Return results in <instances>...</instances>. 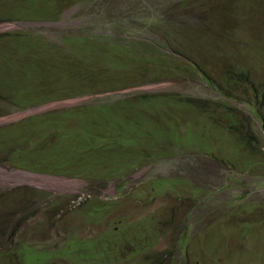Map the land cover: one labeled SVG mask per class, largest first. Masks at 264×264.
Here are the masks:
<instances>
[{
    "label": "rangeland",
    "instance_id": "rangeland-1",
    "mask_svg": "<svg viewBox=\"0 0 264 264\" xmlns=\"http://www.w3.org/2000/svg\"><path fill=\"white\" fill-rule=\"evenodd\" d=\"M53 5L50 19H44L45 12L15 23L31 35L38 56L52 57L53 68L45 66L51 73L77 62L68 57L59 63L60 54L75 59V53L93 54L101 62L112 54L113 41L129 46L138 41L133 59L125 54L135 66L134 87L63 100L68 104L58 109L127 100L134 108H126L123 120L132 118L139 125L141 112L140 124L147 125L149 114L156 117L159 110L167 142L156 131L160 145L152 147L156 150L149 151L147 162L130 168L126 176L131 178L119 187L122 199L105 204L117 194L114 179L105 172L71 168L69 154L52 165L82 182L74 184L73 193L60 194L53 180L27 174L25 168L46 162L59 144L71 156H84L76 133L84 129L72 126V118L66 120L69 134L57 125H29L35 121L31 116L56 110L50 104L17 110L8 124L21 122L18 128L0 132L5 141L0 143V264H67L70 258V264H264V186L256 183L264 181V167L259 171V161L245 156L240 139L247 140L249 129L237 127L240 119L248 124V115L264 127L259 121L264 117V0H52L41 7L53 11ZM0 7L23 14L21 0H0ZM50 44L54 48L46 56ZM234 74L237 80L230 83ZM7 77L14 83L8 85ZM119 78L109 76L105 82ZM48 82L57 98L101 90L79 83L68 88L71 80L65 78ZM16 87L15 74L0 57V89ZM217 115L232 126L215 122ZM79 116L98 115L86 107ZM263 133L252 134V141L264 144ZM127 154L130 163L144 160ZM216 164L226 165L222 168L232 179ZM232 166L248 172L235 174ZM221 175L227 183L218 182ZM215 181L216 197L210 192ZM242 189L249 193L243 207L261 205L252 220L242 221L226 207L229 196ZM89 199L112 207L103 213L92 204L99 217L88 221ZM148 214L150 219L141 221ZM73 252L77 258L69 255Z\"/></svg>",
    "mask_w": 264,
    "mask_h": 264
},
{
    "label": "clouds",
    "instance_id": "clouds-1",
    "mask_svg": "<svg viewBox=\"0 0 264 264\" xmlns=\"http://www.w3.org/2000/svg\"><path fill=\"white\" fill-rule=\"evenodd\" d=\"M49 1L52 2V0H21L23 14L12 13L10 11L1 9L0 7V30H3L0 33V57L7 62L9 70L15 74L16 83H17V87L14 91L7 90L6 88L0 89V132L4 134L6 132L11 131L12 129L18 128L21 122L18 124L16 123L8 124V122L13 121L15 118H17V113H16L17 110L25 109L24 107H26V109H29L33 107L37 108L40 106L50 104L48 108L52 107L56 110L47 112V114L45 113L39 116H31L29 119L33 118L35 119V121L30 123L29 125L31 124L36 126L40 125L41 127L57 125L59 132L62 133L65 132L69 134L66 131L67 129L66 120L68 118H72L73 120V123L71 124L72 126H77V128L84 129V131L82 132L77 131L76 129V133L79 136V143L82 145V147L85 148V154L84 156H78V157L71 156L69 152V148L67 147V149L64 151L66 155L69 154L70 156V160L67 163L72 164L71 168L77 165L78 167H82L84 170H88L91 172L99 171L109 174L110 177L114 179L111 180V186L113 185V183H115L117 184L118 188L116 190L117 194L115 195L114 200L106 201L105 204L112 201L118 202L122 199V197L120 196L122 193L119 187H123L124 184L127 183L132 176V175L126 176L129 171L127 172L124 171L118 176H115L114 173L116 169L119 168V166L123 165V161L124 162L126 161L128 150L131 146L134 145L132 118H127L126 120H123L122 116L126 112H120L114 115L109 120H106L103 117H99V116L90 117V118L79 117V110L84 109V107L86 106L92 105L91 103L90 104L86 103L87 105L84 104L82 105V107L79 108L69 107V108L58 109L62 107L64 104H68V103H63V100H73V99H78L79 97H83L85 95L93 96V95H97V93H103V92L108 93L110 91H115L116 89L102 90L101 88L102 85L100 82H96V81L92 82L96 78L95 66L97 65V64L91 65L89 61V58H91V55L93 54H85L86 55L85 56L81 53H75L77 56L76 59L72 57L71 54H60L58 59L59 63H63L65 59L70 57L74 61H77L75 66H69L66 64L65 68L61 66L60 69L57 71L53 69L52 73L45 69V66H51L50 61L52 60V57L38 56L36 54V48H34L33 46L31 35L28 34L27 32H22L18 30V27L15 25V23L23 20L34 19L33 15L40 16L41 13H45V12H48V14L47 15L44 14V16L46 15L44 19L52 18L50 17V12L51 15L55 13L54 5L53 7L50 8L53 9V11L50 10L43 11L41 7V5L49 4ZM53 48L54 46L50 44V47L48 48V50H46V52H44V55L47 56ZM62 55H64L63 59H62ZM51 68L53 67L51 66ZM48 78H58V82L60 78H65L66 81L71 80V82L68 84L69 86L68 85L65 86L68 88L71 87L78 88L83 85L90 87L91 89L96 88L101 90L92 91L90 93L79 92L76 93V95H68L62 98H57L50 89ZM233 78H235V80L231 81L230 83H233L237 80V75L235 76L234 74ZM6 83L10 85L14 83V81L10 77H7ZM78 83L80 85L77 87L76 85ZM134 85L135 84H127V85H122L119 88L127 89L134 87ZM59 91H61V89ZM42 98H44V101H39ZM126 101L127 100L123 102ZM123 102L121 101L113 102V103H119V106L115 111H126L127 107L123 106ZM113 103L111 104L97 103V104L104 105L105 108L108 109L112 107L111 105ZM130 108H134V107H130ZM255 111L257 112V110ZM150 114H149L148 123L150 124L152 123L154 125L156 123L159 124V118L161 116L160 111L158 110V114L156 117H150ZM258 114L261 115L260 112H258ZM249 117L254 119L253 116L248 115L247 116L248 124H245L243 119H240V123L239 122L237 123L238 124L237 127H239L241 124L242 126H246L247 130L249 129L248 130L249 133H246L247 140L244 141L240 139V141L245 145V151H244L245 156L250 157L248 160L252 159L255 161V163L259 161L260 163L259 171H261L262 167H264V144L254 143L251 139V136L254 133L257 135L261 134L264 131V127L261 124H259L255 119L249 121ZM214 118H215V122L221 120L224 124L227 125L228 129L229 127L232 126L231 123L227 124L224 121V119L220 118L218 115L215 116ZM29 119H27V121ZM259 121L260 122L262 121L264 125V117L262 115L260 116ZM256 123L258 125H256L255 127ZM218 127L220 128L221 126ZM157 131H160L162 133V136L164 137L163 143H166L168 137V132L166 133V129L163 130L160 127L159 130ZM155 132H153L151 136V140L149 142V146H148L149 151L156 150V148H152V147L159 146L161 143V141L157 140L155 136ZM263 139H264V133H263ZM0 143L5 144V141L0 139ZM52 159L54 161L57 159L56 160L57 162L60 159V157L53 156ZM239 165H241V163ZM256 165L250 167L246 166V169L254 168ZM69 167L70 166H68V168ZM216 167H221L223 173L224 169L222 167H226V165H220V166L217 165ZM25 170L28 175L32 177H37L45 182L53 180L57 186L56 189L60 194L73 193L76 189L75 185L82 184V182L74 181L72 179L73 178L71 175L72 170L68 171L71 173L66 175L62 174L64 170H57L54 167V165H52L50 157L47 158L46 162L42 161L37 168L32 169L30 166H28L27 168H25ZM231 170L236 174L245 169L240 170L238 168L237 170H235L234 167L232 166ZM245 172H248V170L243 171V173ZM222 175H224L228 179H232L230 176L226 175V171H224ZM222 175L221 178L218 180V182L222 181L223 183H227L228 179H226ZM203 176H208V175L204 174ZM216 182L217 181L213 182L210 191V192H215L213 194L215 195V197L217 196L216 190L219 189L214 186ZM256 183L257 184L261 183L264 186V181H261L260 179H257ZM39 184L40 183H36V185ZM254 186L256 187V185ZM106 192H110V190L107 189ZM248 195L249 193H247L242 189L241 193L236 197L229 196V200L226 206L230 212H232L242 221H246L244 219L246 217H249L247 220H252V217L256 216V214H254V209L256 207L261 206V205H251L252 204L251 203L247 207H243V202H245L244 200ZM12 197H15L17 199L16 200L17 202L21 201V199L17 195H11V198ZM25 197L26 194L23 195L22 200L25 199ZM92 204H95L97 206L96 210L98 208H103L104 209L103 213H105L107 208L112 207L105 205L103 206L100 203L93 202L91 199H89L85 204V207L87 208L89 207L86 216V220L88 221H94L96 217H99L97 211H92V207H91ZM161 211L162 210L156 212L160 213ZM92 214L94 215V217H92ZM150 217L148 214V216L142 219L141 221L149 220ZM108 235L117 237L114 232H109ZM85 240H90V239H85ZM85 240H78V241H85ZM77 254H78L77 252H73L69 255H75L77 258ZM72 260L73 258L66 260L67 264H70ZM79 260L83 261L81 257Z\"/></svg>",
    "mask_w": 264,
    "mask_h": 264
},
{
    "label": "trees",
    "instance_id": "trees-1",
    "mask_svg": "<svg viewBox=\"0 0 264 264\" xmlns=\"http://www.w3.org/2000/svg\"><path fill=\"white\" fill-rule=\"evenodd\" d=\"M83 1H93V0H83ZM167 32L168 29L166 30ZM169 35V34H167ZM170 39V38H168ZM184 41V38H181L179 40V43L182 44ZM138 41H133L132 45L129 46L125 43H120L118 41H113L112 42V47H113V51L112 54L106 58V60H103L101 62H97L95 55H91V58H89V61L91 63V65H96V72H95V76L96 78L92 81V82H100L102 85V90H106V89H115V88H119L122 85H127V84H135L138 79L135 78L134 79V73H135V66L134 63L128 61L125 58V54H127L129 57H131L133 59V55L135 53L136 50V43ZM170 49H173L172 46H169ZM163 54V58H165L166 56H168L165 52H162ZM162 62H165V60H162ZM187 65H189L187 63ZM119 75L120 78L116 79L113 84L111 83L110 85L106 84L105 82V78L109 77V76H113V75ZM115 87V88H114ZM39 101H44V98L40 99ZM111 108L106 109L104 105L101 104H92L86 107H90L91 110L93 112H95L99 117H103L106 120H109L110 118H112L114 115L120 113V112H127V111H115L118 106L119 103H113L111 105ZM123 106L124 107H129L126 105V102H123ZM84 107V108H86ZM125 109V108H124ZM84 110V109H81ZM80 117V116H79ZM137 119L139 120V125L138 124H133L132 125V130H133V136H134V145L131 146L128 150L129 152V157H133L135 158L137 155H140L142 157H144V160H141L139 162H129V161H125L123 165L119 166V168L116 169L115 176L120 175L122 172H127L130 171L131 167H139V165L141 163H143L144 161H146V156H148L149 153V142L151 140V136L153 134V132L159 130V124L156 123L154 124H150L148 123L147 125H141L140 124V120H142V115L141 113H137ZM67 149V146L64 144H59L52 157L53 156H59L60 158H62L63 156H65V150ZM137 149V154H135ZM130 151H133L132 153H130ZM52 157H50L51 162L53 163L54 160L52 159ZM141 166V165H140ZM5 237V236H4ZM18 248H16L15 250H17ZM14 250V251H15Z\"/></svg>",
    "mask_w": 264,
    "mask_h": 264
},
{
    "label": "flooded vegetation",
    "instance_id": "flooded-vegetation-1",
    "mask_svg": "<svg viewBox=\"0 0 264 264\" xmlns=\"http://www.w3.org/2000/svg\"><path fill=\"white\" fill-rule=\"evenodd\" d=\"M255 90V89H254ZM256 91V90H255Z\"/></svg>",
    "mask_w": 264,
    "mask_h": 264
}]
</instances>
